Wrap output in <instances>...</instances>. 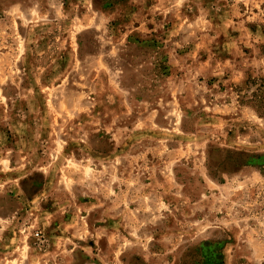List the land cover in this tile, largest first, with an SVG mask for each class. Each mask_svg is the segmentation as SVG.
<instances>
[{
  "label": "rangeland",
  "instance_id": "374dc122",
  "mask_svg": "<svg viewBox=\"0 0 264 264\" xmlns=\"http://www.w3.org/2000/svg\"><path fill=\"white\" fill-rule=\"evenodd\" d=\"M263 82L264 0H0V264H264Z\"/></svg>",
  "mask_w": 264,
  "mask_h": 264
},
{
  "label": "trees",
  "instance_id": "16d2710c",
  "mask_svg": "<svg viewBox=\"0 0 264 264\" xmlns=\"http://www.w3.org/2000/svg\"><path fill=\"white\" fill-rule=\"evenodd\" d=\"M262 88H263L262 95L256 98L254 102L259 112H262V109H264V82H263ZM259 109H261V111Z\"/></svg>",
  "mask_w": 264,
  "mask_h": 264
},
{
  "label": "built area",
  "instance_id": "2783aa9c",
  "mask_svg": "<svg viewBox=\"0 0 264 264\" xmlns=\"http://www.w3.org/2000/svg\"><path fill=\"white\" fill-rule=\"evenodd\" d=\"M39 235H40V234H38V233H37L35 236L38 238V237H39Z\"/></svg>",
  "mask_w": 264,
  "mask_h": 264
}]
</instances>
